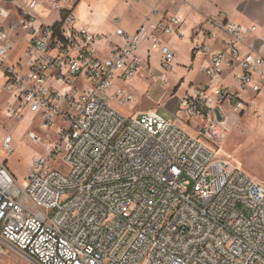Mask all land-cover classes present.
Instances as JSON below:
<instances>
[{"label": "built area", "instance_id": "obj_1", "mask_svg": "<svg viewBox=\"0 0 264 264\" xmlns=\"http://www.w3.org/2000/svg\"><path fill=\"white\" fill-rule=\"evenodd\" d=\"M77 2L48 0L60 15L53 26L31 14L13 20L0 7V84L12 96L4 114H38L42 128L55 117L68 122L24 181L0 159V264L10 252L33 264H264V187L216 157L229 133L224 104L242 113L245 95L264 87V54L246 42L256 25L214 22L228 36L224 47L214 50L212 39L192 45L193 54L208 56L207 82L182 97L174 119L155 111L130 118L102 94L143 70L144 47L170 69L176 53L161 34L179 32L184 19L149 15L131 35L118 28L125 44L100 57L95 43L111 35L76 28ZM20 34L24 54L11 63ZM226 67L236 69L230 84L219 82ZM114 96L134 100L121 87ZM180 114L198 136L179 125ZM28 137L40 141L34 130ZM12 144L7 135L9 153Z\"/></svg>", "mask_w": 264, "mask_h": 264}, {"label": "rangeland", "instance_id": "obj_2", "mask_svg": "<svg viewBox=\"0 0 264 264\" xmlns=\"http://www.w3.org/2000/svg\"><path fill=\"white\" fill-rule=\"evenodd\" d=\"M118 0H81L73 15L74 26L78 29L86 28L90 25H110L114 12H116ZM20 15L28 14V7L22 3ZM0 7L9 9H19L11 0H0ZM212 13L221 19L236 20L250 23L257 22L258 29L256 36L261 35L264 29L261 19L264 20V0H231L223 1L211 6ZM40 21L45 25L53 26L60 19L59 11H46L42 8L32 10ZM113 14V15H112ZM253 14L255 19H249ZM104 23V24H103ZM264 52V47H263ZM158 53L152 55L150 72L146 70L144 63L143 70L135 75L131 80L116 81V86L103 93L105 100L123 116L136 117L144 111L153 110L166 119H174L179 106V98L190 89L191 83H198L205 77L201 69V60H197L194 65L189 62V52L186 44L180 46L178 59L170 69H166L159 64ZM15 57V56H14ZM190 72L187 75V72ZM180 83L181 86L177 87ZM117 87H122L133 95L134 100L123 103L114 96ZM177 89V91H174ZM246 99L252 103L250 110L243 117L242 122L230 123V135L227 138L226 146L231 152H235L239 157L245 158L259 174L257 182L264 187V127L257 125V117L254 116V107L264 102V92L258 96L247 93ZM12 101V96L3 89L0 84V159L6 161L10 172L19 180L24 181L28 172V167L32 159L36 156L45 155L49 152L50 143L58 136L60 126L68 127V122H60L57 117L54 125L49 128H42L38 114L32 113L25 116L23 120H16L7 117L4 106ZM223 110L227 120L234 113L228 104H224ZM186 120L180 114L178 121ZM198 120V119H195ZM194 121V120H193ZM180 123V122H179ZM255 129V130H254ZM29 130H34L40 141L34 142L28 137ZM254 130L252 132H249ZM187 131L196 135L194 125H189ZM7 135L13 137V152L9 153L3 147V141ZM216 157L218 158L217 154ZM61 163V159H60ZM65 198V197H64ZM1 264H33L28 259L10 252L1 261Z\"/></svg>", "mask_w": 264, "mask_h": 264}, {"label": "crops", "instance_id": "obj_3", "mask_svg": "<svg viewBox=\"0 0 264 264\" xmlns=\"http://www.w3.org/2000/svg\"><path fill=\"white\" fill-rule=\"evenodd\" d=\"M14 2L15 7L19 8L16 10L6 8L10 14L11 18L13 20H16L19 17L31 14L34 15L38 21L42 24L45 25L43 21H40L39 18L35 13H32V10L36 8H42L46 11H56L55 9L50 8V5L48 3V0H37V4L34 8L29 7V3L33 0H11ZM81 0H78L75 9L78 5V3ZM100 1V0H99ZM223 1H231V0H118L117 2V10L114 12L113 17L111 16V21L114 22L111 23L110 25H90L86 28H88L91 32L95 34H100V35H111L110 38H104V39H99L95 43L96 47V52L100 57H107L110 54V49L115 45H123L126 42V39L120 37L117 35V29L118 28H123L128 35H131L135 33L139 28L145 23L146 18L150 15L152 18V21H158L164 18L165 14L167 13H178L180 14L184 22L183 24L179 27V32H175L173 34H161V38L163 43L166 45L170 46L176 53V59H178V50L180 49V46L183 44H186L188 47V52H189V62H192V65L196 63L197 60H201V69L203 72V65L204 63L208 60V56L203 55V54H193L192 53V45L194 41H202L205 40L206 42H210V40H214L213 43V49L214 50H219L224 47V41L228 40L227 34H225L219 27H214V22H224L226 20L230 19H221L215 16V14L212 13L211 6L217 3H222ZM24 3L28 9L29 13L25 15H20L21 13V8L19 7L22 6L21 4ZM5 8V7H4ZM74 9V11H75ZM74 13V12H73ZM249 19H255L253 17V14L249 15ZM237 23H241L244 25H256V30L248 35L246 37V42L250 45L255 46L260 50L261 53L264 54L263 52V47H264V29L262 30L261 35L256 36V31L258 29L257 22L252 20L250 23H244L236 20H231ZM261 23H263L264 26V20L261 19ZM104 24V23H103ZM207 29H212L214 36L213 37H208L204 34V31ZM20 40L16 42L15 49L10 55L9 62L15 63L18 58H22L24 54V48L26 46V42L24 40L23 34H20L19 36ZM241 55H244L247 52V48L243 45L239 46ZM157 52L158 57H159V64L161 65V54L159 51H148L146 47H144L143 51V58L145 62L146 68L148 72H150L151 68V60H152V55ZM15 56V57H14ZM174 61V62H175ZM236 70L231 69L229 67H226L225 73L223 76V79L220 80V83H225V84H230L232 82V76L234 71ZM189 71L187 72V75H189ZM121 80L119 78H116L114 81V86H116V81ZM201 82H207L206 77L202 78L199 80L198 83H191L190 84V89L186 90L185 93L182 95V97L187 93V92H192L193 88L197 85H199ZM182 83H180L177 87L181 86ZM120 88V87H117ZM122 88V87H121ZM174 91H177L175 89ZM264 92V87L263 89L258 92V93H253L249 92L254 96H258ZM209 93L212 95L213 91L212 88L209 90ZM247 95V94H246ZM245 95V98H246ZM179 99V106L181 104V99ZM250 99H246V107L245 110L242 113H237L232 110L234 113L233 116H229L228 121L226 122L229 133L228 136L230 135V123H237V122H242L243 117L246 115V113L250 110V107L252 103H250ZM176 110V113L178 111ZM153 111V110H150ZM224 111V110H223ZM147 112V111H144ZM142 112V113H144ZM254 116L257 117L258 119L256 120L257 125H260L264 127V102L259 103L256 107H254ZM225 114V112H224ZM228 117V116H227ZM226 114L225 118L227 120ZM179 125L183 127L185 130L189 128V125L186 120H180ZM255 130V129H254ZM254 130H251L249 132H252ZM223 141V143L217 148L216 154L218 156V159L224 160L235 167L241 169L243 172H245L247 175L251 176L254 178L256 181L259 177V174L253 169V166L250 164L249 161H247L245 158L239 157L235 152H231L228 150V146H226L227 138Z\"/></svg>", "mask_w": 264, "mask_h": 264}, {"label": "water", "instance_id": "obj_4", "mask_svg": "<svg viewBox=\"0 0 264 264\" xmlns=\"http://www.w3.org/2000/svg\"><path fill=\"white\" fill-rule=\"evenodd\" d=\"M217 113H218L219 119H221L222 116H221V113H220L219 109H217Z\"/></svg>", "mask_w": 264, "mask_h": 264}]
</instances>
